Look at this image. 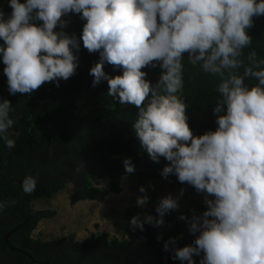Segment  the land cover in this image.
Masks as SVG:
<instances>
[{
    "label": "clouds",
    "instance_id": "clouds-1",
    "mask_svg": "<svg viewBox=\"0 0 264 264\" xmlns=\"http://www.w3.org/2000/svg\"><path fill=\"white\" fill-rule=\"evenodd\" d=\"M7 3L10 14L0 9V63L9 94L31 95L46 82L59 87L76 73L82 43L90 54H99L89 70L91 86L106 81L110 97L138 110L131 129L152 162L167 161L161 177L175 176L203 196L202 213L178 216L195 237L192 243L177 247L183 236L169 237L163 251L180 264H197V257L199 264H264V59L252 51L246 66L242 58L252 44L248 30L254 17L264 16V0ZM69 14L84 21L79 36L66 31ZM185 54L190 64L219 78V99L212 107L216 128L201 135L190 128L188 105L180 95ZM105 65L120 74H109ZM148 67L161 70L155 83L142 70ZM249 79L256 83H246ZM12 110L11 102L0 98V140L8 149L15 146ZM122 162L126 174L135 173L130 157ZM37 183L38 176L28 175L22 189L30 194ZM138 191L136 205L144 208L148 189ZM184 193L182 187L176 195L161 197L156 215L132 216L131 229L164 226ZM7 207L0 201V212ZM161 239L163 234L157 236Z\"/></svg>",
    "mask_w": 264,
    "mask_h": 264
},
{
    "label": "trees",
    "instance_id": "trees-1",
    "mask_svg": "<svg viewBox=\"0 0 264 264\" xmlns=\"http://www.w3.org/2000/svg\"><path fill=\"white\" fill-rule=\"evenodd\" d=\"M0 9L6 14L12 11L7 0H0ZM83 24L84 21L78 14H69L66 31L79 36ZM248 32L252 37V44L243 50L242 58L246 66V58L252 51L256 52L258 59H264V16L254 17V24ZM79 57L80 65L67 81L61 80L59 87L54 82H46L31 95L9 94L7 78L3 73L4 65L0 63V98L8 99L12 104L10 115L14 126L10 133L16 134L11 137L15 140L12 149H8L4 141L0 140V201L8 202V207L0 212V250L7 256L1 264L31 263L29 258L10 251L9 247L29 253L36 260L35 264H47L48 258H44L42 254L35 257L33 248L55 247L59 244H67L72 249L65 254V258L60 257L63 260L59 259L58 264H180L179 260L171 258L170 252L163 251L164 241L169 237L182 235L177 247H183L192 243L195 237L189 233L184 234L182 224H174L160 233L161 228L173 220L171 214L165 216V225L161 228L145 225V230L141 232L131 229L129 222L136 211L134 208L127 209L125 219L129 223V229L123 238L110 237L106 232H101L93 233L82 241H76L75 235L71 234L61 241L42 243L33 236L38 222L51 218L56 213L52 210L32 212L31 204L38 199L48 201L56 193L72 185V169L79 167L80 162L84 165L78 172L82 183L72 189L70 205L81 201L102 202L108 193H120L121 180L125 176L136 177L139 187L156 179L171 184L178 190L185 188V194L193 192L192 187L180 184L175 176L170 175L167 179L161 177L160 170L167 161L161 158L160 163L152 162L140 148L131 129L138 110L131 105H121L110 97L106 81L96 87L91 86L93 77L89 75V70L98 61L99 54H90L81 43ZM183 64L184 86L180 95L188 105L186 112L189 126L194 135L215 130L216 117L212 107L219 99L216 91L219 78L204 73L198 65L190 64L186 54ZM142 70L147 71V79L153 83L161 73L159 67ZM243 70L242 67L236 71L242 74ZM105 71L113 76L120 74L119 70L113 71L111 65H105ZM245 82L256 83L251 79ZM7 156L8 161L2 172ZM125 157L132 159L136 167L135 173H125L122 162ZM66 162L75 167L68 170L64 167ZM28 175L38 176V183L30 193L26 214L27 193L22 189V181ZM41 175L45 176V181H41ZM93 179H107V186L100 187L93 183ZM205 208L201 204L194 211L202 213ZM26 215L28 217L24 222ZM12 229L16 230L5 242L6 235ZM160 234H163V239L157 240ZM51 256L54 257V254ZM51 256L52 261L48 264H55ZM196 260L199 264V257Z\"/></svg>",
    "mask_w": 264,
    "mask_h": 264
},
{
    "label": "rangeland",
    "instance_id": "rangeland-1",
    "mask_svg": "<svg viewBox=\"0 0 264 264\" xmlns=\"http://www.w3.org/2000/svg\"><path fill=\"white\" fill-rule=\"evenodd\" d=\"M64 19L68 21L69 16L64 17ZM126 177V179L123 177L121 180V192L118 194L108 193L102 202L82 201L70 205L72 185H68L59 191L48 201L38 199L33 202L30 207L32 212L52 210L56 213L55 216L38 222L33 233L34 238L42 243H47L53 240L61 241L74 234L76 241H82L88 239L93 233L101 232H106L110 237L123 238L129 229V223L125 219L127 209L134 208L136 214L153 215L155 206L161 197L168 194L176 195L179 192L171 184L156 179L149 180L145 187L148 189L150 201L144 208H140L136 205L137 195H142L138 191L137 179L134 176ZM92 181L100 187L107 186V179H93ZM149 185H154V190L149 188ZM201 204H203V196L196 193L194 188L192 193H184L180 200V208L170 213L173 220L162 227L160 233L170 229L174 224H182L184 234H188L187 224L179 220L178 216L180 213L191 216V213ZM4 259V256H0V263Z\"/></svg>",
    "mask_w": 264,
    "mask_h": 264
},
{
    "label": "flooded vegetation",
    "instance_id": "flooded-vegetation-1",
    "mask_svg": "<svg viewBox=\"0 0 264 264\" xmlns=\"http://www.w3.org/2000/svg\"><path fill=\"white\" fill-rule=\"evenodd\" d=\"M57 159V158H56ZM78 165V164H77ZM83 162H80V165H79V167H77L76 166V168H73V167H75V165H71L70 163H68V162H66L65 164H64V167H66L68 170H71L72 168V171L74 172V174L71 176V180H73V184H72V186H73V188H74V186L75 185H77V186H80L81 185V183H82V177H81V174L80 173H78V172H80L81 170H82V168H83ZM77 169H79V171H77ZM40 178H42L41 179V181H45V176H43V175H41L40 176ZM21 226V225H20ZM19 226V227H20ZM13 230V229H12ZM11 231V230H10ZM13 234V233H12ZM15 249V248H14ZM72 248L71 247H69V245H67V244H59V245H57V246H55V247H48V248H39V247H35V248H33V251H34V256L35 257H37V254H42V256H44V258L45 257H47L48 258V260H46V263L48 264L49 262H51L52 260H50V256H51V254H54V257L53 256H51V259H52V257H53V262L55 263V264H58V260L60 259V260H63V258H65V254H67L70 250H71ZM18 250V249H17ZM0 256H4V258L6 259L7 258V256H6V253L4 252V251H2V250H0ZM46 255V256H45ZM60 257H63V258H60ZM5 259L2 261V262H5ZM36 263V260L33 258V262L32 263H30V264H35ZM1 264V263H0ZM60 264V263H59Z\"/></svg>",
    "mask_w": 264,
    "mask_h": 264
},
{
    "label": "water",
    "instance_id": "water-1",
    "mask_svg": "<svg viewBox=\"0 0 264 264\" xmlns=\"http://www.w3.org/2000/svg\"><path fill=\"white\" fill-rule=\"evenodd\" d=\"M7 161H8V156H7L6 160H5V165H4V168H3L2 172H4V169H5V166H6ZM1 177H2V174H1ZM29 203H30V194L27 193V200H26V205H25V213H26V214H27V211H28ZM27 217H28V216L26 215V216H25V219H24V222L27 220ZM24 222H23V223H24ZM23 223H21V225H22ZM16 229H17V228H16ZM16 229L11 230V231L6 235V237H5V239H4L5 242L7 241V238H8L12 233L15 232ZM9 249H10V251L18 252V253H20V254H23L24 256H26L27 258L30 259L31 263L33 262V258L31 257V255H30L29 253L24 252V251H21V250L14 249V248H12V247H9Z\"/></svg>",
    "mask_w": 264,
    "mask_h": 264
}]
</instances>
